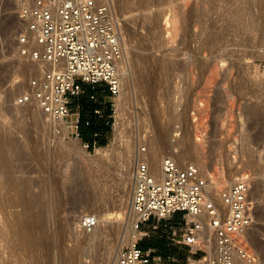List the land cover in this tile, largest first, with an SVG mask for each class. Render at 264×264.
<instances>
[{"label": "rangeland", "instance_id": "rangeland-1", "mask_svg": "<svg viewBox=\"0 0 264 264\" xmlns=\"http://www.w3.org/2000/svg\"><path fill=\"white\" fill-rule=\"evenodd\" d=\"M113 2L128 58L123 71L128 74L122 73L121 92L113 99L116 110L109 141L87 149L70 124L64 129L59 120L42 117L35 103H16V98L31 89V80L41 76L50 64L19 53V36L25 23L16 12L15 0H0V131L4 135L0 147L6 153L2 156L0 149V183L8 167L17 172L23 184L15 189L0 184V264H51V242L52 256L53 247L58 249L55 256L77 248L82 253L77 255L80 262L94 263L114 237V227L121 223L122 243L128 228L126 220H119V202L126 198V204L130 203L129 181L137 154L144 152L148 158L151 140L164 130L168 131L169 142L179 136L200 142V150L205 152L203 160L208 163L206 173L216 178L224 173L225 186L241 175L235 171L229 174L230 169L249 174L253 223L247 241L257 253L259 264H264V0ZM99 148H110L113 154L98 164L95 155ZM169 152L165 148L162 157ZM126 158L129 177L126 196H121ZM176 160L182 165L189 160L199 168L195 153L185 162ZM27 201L33 202L30 211L38 239L35 247L25 246L22 232L11 227L12 215ZM102 205L112 212L111 219L101 227L106 234L99 235L96 242H77L74 237L80 215L96 214ZM187 220L182 211L164 219L151 218L141 226L149 235L139 242L142 246L154 243L156 252L173 254L183 262L189 253L179 240ZM44 222L48 230L40 225Z\"/></svg>", "mask_w": 264, "mask_h": 264}, {"label": "built area", "instance_id": "built-area-1", "mask_svg": "<svg viewBox=\"0 0 264 264\" xmlns=\"http://www.w3.org/2000/svg\"><path fill=\"white\" fill-rule=\"evenodd\" d=\"M15 1L16 12L25 23L19 36V53L51 65L31 80V89L16 98V103H35L52 118L65 119L85 148L95 146L96 142L82 139L80 116H72L69 104L71 96L82 93L84 84L103 82L112 97L121 92L125 53L113 0ZM115 110L113 102V113ZM93 136L98 133L93 132ZM132 183L131 206L138 216L136 228L143 233L119 250L116 264H259L257 253L247 241L253 223L248 173L234 177L215 195L195 164L182 165L165 155L159 172L152 169L147 157L139 161L133 168ZM178 211L187 217L208 219L205 224L215 241L212 253L205 248V236L193 219L187 220L179 240L189 253L183 262L173 254H161L153 246L140 244V239L149 235L141 229L145 222ZM97 223L92 213L81 219L84 229Z\"/></svg>", "mask_w": 264, "mask_h": 264}, {"label": "bare ground", "instance_id": "bare-ground-1", "mask_svg": "<svg viewBox=\"0 0 264 264\" xmlns=\"http://www.w3.org/2000/svg\"><path fill=\"white\" fill-rule=\"evenodd\" d=\"M156 21H159L157 18H156ZM155 20H154V22L153 23H157ZM121 39H122V33H121ZM122 45H123V43H122ZM123 48H124V46H123ZM124 53H125V48H124ZM128 58H127V56H126V53H125V63H124V67L126 66V65H128V60H127ZM43 63H47V64H50L49 62H43ZM127 63V64H126ZM147 63H148V61H147ZM130 65V64H129ZM148 65H149V63H148ZM152 65V64H151ZM142 66H144V65H142ZM141 65H140V67H142ZM145 66H147V65H145ZM50 67H51V65H50ZM139 67V66H138ZM128 68H129V66H128ZM141 69H143V68H141ZM141 71V70H140ZM146 71V70H145ZM140 73V72H139ZM124 74H128V72H126V71H124ZM137 74V73H136ZM142 74V73H141ZM150 75V74H149ZM145 76H146V74H145ZM127 77V76H126ZM143 77V76H142ZM32 78V77H31ZM141 78V77H140ZM144 78V77H143ZM148 79V78H147ZM139 80V79H138ZM149 80H151V79H149ZM147 81V80H146ZM148 82V81H147ZM145 84V83H144ZM145 87V86H144ZM119 104V103H118ZM39 112H40V115L43 117V116H48V114H46L43 110H38ZM118 115V114H117ZM55 122V121H54ZM53 122V123H54ZM60 122H62V124H64V129H68L69 127L66 125V121H65V119H62V120H60ZM43 123V122H42ZM45 123H46V121H45ZM47 124V123H46ZM55 125V124H54ZM73 130V129H72ZM120 130V129H119ZM162 130V129H161ZM168 132V131H167ZM166 130H164V131H161L160 133H159V135L158 136H156V137H154L151 141V147H150V151L148 150V152H150V154L148 155L149 157H148V159H149V162H150V165H151V167H152V169L154 170V171H156V172H159V170H160V167H161V159H162V154H161V152L162 151H164L165 150V148H169V150H170V152L169 153H171V154H166V155H170V156H173V157H175L176 159H178V160H180V161H186V160H188L189 158H190V156H191V154L192 153H195V156H196V159L199 161L198 163H199V169H200V172H201V174L203 175V176H205L207 179H208V181H209V185H210V189L213 191V193L215 194V195H218L219 194V192H220V190L225 186L224 184L227 182V179H226V177H225V174L224 173H221L220 174V176L218 177V178H216V177H214V175L213 174H210V173H206V171H207V165H208V163L205 161V160H203V158H204V156H205V152H203L202 150H200V146L202 145V144H200V142L199 143H196V142H192L190 139H183V137L182 136H179V137H176V138H174L171 142H169V140L168 139H166ZM118 135V134H117ZM119 135H121V132L119 133ZM175 135H177L178 136V133H176ZM185 137V136H184ZM4 142V135H3V133H2V131H0V145H2V143ZM150 145V144H149ZM0 149H1V154H2V156L4 155V154H6L5 152H4V150H3V147H0ZM99 149H101V148H99ZM4 153V154H3ZM112 154L113 153H111V151H110V148L109 149H101V150H99V151H97V153H96V158H97V160H99L98 162H96V163H98L99 164V162H100V160H102V161H104V160H106L105 158H108L109 156L111 157L112 156ZM128 154V153H127ZM130 156V155H129ZM128 157V156H127ZM146 156H145V153L144 152H141V151H139V153L137 154V158H136V161H135V165L139 162V161H141L142 159H144ZM129 158V157H128ZM131 158H132V156H131ZM94 160V159H93ZM130 160V159H129ZM196 160V161H197ZM96 161V160H95ZM131 161V160H130ZM124 162V161H123ZM133 162V161H132ZM95 163V162H94ZM125 166H126V169H124L125 171H122V174L123 175H121V177H122V182H121V189H119L120 190V193L122 194L121 196H126V193L124 192L125 191V187L127 186L126 185V182H127V180H128V174H129V161H128V159L126 158V161H125ZM189 163H192V162H189V160L187 161V162H185V163H183V164H189ZM103 163L101 162V165H102ZM124 164V163H123ZM96 165V164H95ZM99 166V165H98ZM124 166V165H123ZM97 167V166H96ZM125 168V167H124ZM222 168V167H221ZM5 170V179H4V181H3V179H2V182L0 183L1 185H2V188H3V186H6V188H7V186H9V188L10 187H12V188H14L15 186H17L18 184H22L21 182H22V180L18 177V175H17V172L16 171H12V170H10L8 167H6V168H4ZM123 170V169H122ZM221 170V169H220ZM233 171H235V172H237V174H242V170H240V169H237V170H234V168L233 169H230L229 170V174H231ZM219 172V171H218ZM223 172V171H222ZM131 177V179H130V181H129V183H130V185H131V199H130V203L129 204H126V198H124V199H122L121 200V202H119V205H118V215H119V217H120V219L119 220H126V223H127V227L126 228H128V231H126V233H125V235L123 236V240H122V243H120L119 241L121 240V238H122V226H121V224H119V225H117L116 227H114V228H117V230L116 231H114L115 233H114V237L111 239V241L110 242H108L107 243V245H106V250L103 252V256H101L100 257V260H97L96 258H95V260H96V262H94V263H90V264H109V263H111V264H116V262H117V256H118V252H119V250L122 248V246L124 245V244H127V243H131V242H133V241H135L143 232L142 231H140V230H138L137 228H136V222H137V219H138V216H137V214L133 211V209H132V206H131V201H132V195H133V183H132V176H130ZM23 185V184H22ZM129 185V186H130ZM227 185V184H226ZM5 189V188H4ZM15 189V188H14ZM126 189H127V187H126ZM252 189H253V186H252ZM17 190V189H16ZM18 191V190H17ZM120 196V197H121ZM59 197V196H58ZM58 197H56V199L58 198ZM60 198V197H59ZM122 198V197H121ZM80 199V198H79ZM21 200V198H19V200L17 199L16 200V202H14V204H18L19 203V201ZM58 201V200H57ZM77 202L78 203H80V202H82V201H80V200H77ZM94 202L95 203H98V201H95L94 200ZM94 202H92L91 204H94V205H96ZM32 201H27L25 204H24V206L21 208V210H20V212H18V213H16V214H13L12 215V213H11V215L13 216V220H12V226L11 227H13V229L15 230V231H17V232H22V234H23V236H22V241L24 242V245L25 246H29V247H35V245L36 246H38L36 243H37V241H38V239H37V237L35 236V234L36 233H34V231H35V228H34V226H35V219H34V215L31 213V206H33L32 205ZM106 204V203H105ZM104 204V205H105ZM99 205V204H98ZM104 205H102L101 207L103 208V209H100L99 211L97 210V212H96V216H97V218H98V223H97V225L95 226V227H93V228H91V229H84L82 226H81V219H82V217L85 215V214H89V212L88 213H85V214H81L80 215V218H79V222H76V226H77V229H76V233H75V237L74 238H76V240H77V242H81V241H85V242H94L95 241V239H97L98 238V236L100 235H102L101 237H103V235H105L106 234V230H105V228L103 229H101V227H105V225H106V223L111 219V217H110V215H111V213L112 212H108V210H110V208H105L104 209ZM92 206V205H91ZM107 206V205H106ZM93 207V206H92ZM100 206H97V208H99ZM108 207H110L109 205H108ZM94 208H95V206H94ZM112 208V207H111ZM116 210V209H115ZM12 211H15V210H12ZM16 211H19V210H16ZM104 211H106V212H104ZM112 211V210H111ZM11 212V211H10ZM9 214V213H8ZM0 215H1V212H0ZM11 216V217H12ZM6 217V216H5ZM2 218V217H1ZM8 218V217H7ZM6 218V219H7ZM117 218V217H116ZM195 220L196 221V223H197V225H198V228L201 230V233L202 234H204V236H205V246L210 250L209 252H213V249H214V246H215V243H214V239H213V237H211L210 235H209V229H208V227L206 226V221L208 220L207 218H201L200 216H193V215H189L188 216V221H190V220ZM11 220V219H10ZM37 220V219H36ZM41 221H42V219L40 220V223H41ZM117 221V220H116ZM3 222V221H2ZM37 222V221H36ZM111 222H113V221H111ZM50 223V222H49ZM37 224V223H36ZM10 225V224H9ZM40 225H44V227L46 228V230H48L47 229V227L46 226H48L47 224H46V226H45V222H44V224H40ZM4 226V225H3ZM37 226V225H36ZM51 226V225H50ZM78 226H81L79 229H78ZM108 224H107V226H106V229H107V231L109 230L108 229ZM7 227H8V225H7ZM34 228V229H33ZM43 228V227H42ZM125 228V227H124ZM1 229H3V228H1ZM12 229V230H13ZM44 229V228H43ZM111 229H113V228H111ZM40 230H42V229H40ZM45 230V229H44ZM126 230V229H125ZM2 231V230H1ZM5 231V230H4ZM9 231V230H8ZM39 231V230H38ZM53 231V230H52ZM98 231V232H97ZM6 232H7V229H6ZM41 232V231H40ZM45 232V231H44ZM51 232V231H50ZM2 233V232H1ZM0 233V234H1ZM55 233V232H54ZM98 233H100V234H98ZM107 233H109V231L107 232ZM6 234H8V232L7 233H5V235ZM20 234V233H19ZM18 234V235H19ZM47 234H49V233H47ZM14 235V234H13ZM39 235V234H38ZM46 235V234H45ZM9 235H7L6 237H8ZM49 236V235H48ZM48 236H47V238L46 239H48ZM13 237V236H12ZM14 237H16L15 235H14ZM20 237V236H19ZM108 237V236H107ZM112 237V236H111ZM110 237V238H111ZM4 238V237H3ZM9 238V237H8ZM40 238V237H39ZM100 238V237H99ZM55 239V238H54ZM56 239H57V237H56ZM6 240V239H5ZM4 240V241H5ZM12 239H10L9 241H11ZM41 240V239H40ZM44 240V239H43ZM110 240V239H109ZM7 241V240H6ZM5 241V242H6ZM18 241V240H17ZM49 241H51V240H49ZM53 241V240H52ZM48 242V241H47ZM96 242V241H95ZM9 243V242H8ZM11 243V242H10ZM40 243V242H39ZM38 243V244H39ZM46 243V242H45ZM48 243H50V242H48ZM55 242L53 241V244H54ZM117 243H119V246H118V248H117V252L115 251V249H116V245H117ZM60 243L58 242V245H59ZM106 244V243H105ZM4 245H6L5 243H4ZM15 245V244H14ZM52 245V242H51V244H50V246ZM9 246H10V244H9ZM12 246H13V244H12ZM41 246V245H40ZM47 246H49V244L47 245ZM46 246V247H47ZM49 246V257H50V260H51V262L53 263V264H83V262H80L79 261V259L77 258V255H78V250H77V248H74V249H68V250H70V251H67L66 250V248H68V246L65 248V250H66V252L65 251H61L60 253H57V255L55 256V254H56V249L53 247V251L55 252V254L52 256L51 254H52V252H51V250H50V248L52 247H50ZM54 246H56V245H54ZM66 246V245H65ZM7 247H8V245H7ZM22 247V246H21ZM61 247H63L64 248V246H60V248ZM23 248V247H22ZM26 248V247H25ZM63 248H62V250H63ZM4 249V248H3ZM8 249H10L9 247H8ZM34 249V248H33ZM44 249V248H43ZM48 249V248H47ZM52 249V248H51ZM76 249V250H75ZM58 250V249H57ZM60 250V249H59ZM12 251V250H11ZM38 251V250H37ZM41 252H42V250H40ZM40 251H39V253H40ZM45 251V250H44ZM44 251H43V253H44ZM47 251V250H46ZM116 253H115V252ZM7 253L9 252L8 250L6 251ZM59 252V251H58ZM83 252V251H82ZM10 253V252H9ZM29 253V252H28ZM35 253V252H34ZM37 253V252H36ZM38 253V254H39ZM46 253V252H45ZM80 253H81V250H80ZM79 253V254H80ZM101 253V252H100ZM5 254V253H4ZM12 254H13V252H12ZM12 254H11V256H12ZM33 254V253H32ZM82 254V253H81ZM80 254V256H82ZM26 255H27V253H26ZM29 255V254H28ZM31 255V254H30ZM5 256H6V254H5ZM10 256V255H9ZM25 256V255H24ZM33 256V255H32ZM100 256V255H99ZM27 257V256H26ZM30 257V256H29ZM29 257L27 258L28 259V261H29ZM36 257H37V255H36ZM40 257H41V255H40ZM39 257V258H40ZM45 257V256H44ZM32 258V257H31ZM34 258V257H33ZM46 258V257H45ZM82 258V257H81ZM98 258V257H97ZM41 260H42V258H40ZM48 259V258H47ZM36 260V259H35ZM30 261H31V259H30ZM29 261V262H30ZM111 261V262H110ZM28 262V263H29ZM36 262H37V260H36ZM93 262V261H92ZM32 263V262H31ZM30 263V264H31ZM37 263H39V262H37ZM44 263H45V261H44ZM50 263V262H49ZM51 263V264H52ZM39 264H41V262L39 263ZM43 264V263H42ZM48 264V263H47ZM85 264V263H84Z\"/></svg>", "mask_w": 264, "mask_h": 264}, {"label": "crops", "instance_id": "crops-1", "mask_svg": "<svg viewBox=\"0 0 264 264\" xmlns=\"http://www.w3.org/2000/svg\"><path fill=\"white\" fill-rule=\"evenodd\" d=\"M86 86H90L95 89L90 95L91 105L89 110H85L84 105L81 102V97L86 92ZM114 97L110 95V92L105 83H97L95 85L84 84L83 91L79 95H73L70 99V109L72 116H80V125L79 130L81 132V137L84 141L96 142L100 139L109 141V134L112 128V116H113V102ZM99 110V112H97ZM89 120L91 123L97 121L101 126L108 129L107 132H104L101 129L89 130V125H86V121ZM93 132H97L98 136L94 137ZM154 245V243H153ZM152 245V246H153ZM146 246V245H144ZM148 246V245H147ZM175 249H173L174 251ZM160 253V252H159ZM167 254V253H161ZM188 256V255H187ZM187 256L183 259L187 258Z\"/></svg>", "mask_w": 264, "mask_h": 264}, {"label": "trees", "instance_id": "trees-1", "mask_svg": "<svg viewBox=\"0 0 264 264\" xmlns=\"http://www.w3.org/2000/svg\"><path fill=\"white\" fill-rule=\"evenodd\" d=\"M95 89H93L92 87L90 86H86V92L85 94L81 97V102L82 104L84 105V108L85 110H89L90 108V105H91V100H90V95L92 94V92L94 91ZM87 125V124H86ZM89 126V132L94 130V129H101L103 130L104 132H107L108 129L101 126L97 121H93L92 123L90 122V124H88ZM98 143L100 145H105L107 142L103 139H100L98 141Z\"/></svg>", "mask_w": 264, "mask_h": 264}]
</instances>
